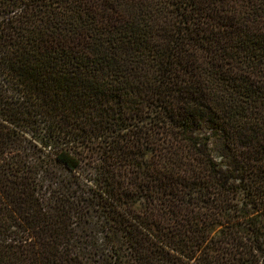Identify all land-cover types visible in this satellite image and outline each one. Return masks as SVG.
<instances>
[{
  "label": "trees",
  "instance_id": "16d2710c",
  "mask_svg": "<svg viewBox=\"0 0 264 264\" xmlns=\"http://www.w3.org/2000/svg\"><path fill=\"white\" fill-rule=\"evenodd\" d=\"M0 264H264V0H0Z\"/></svg>",
  "mask_w": 264,
  "mask_h": 264
},
{
  "label": "rangeland",
  "instance_id": "374dc122",
  "mask_svg": "<svg viewBox=\"0 0 264 264\" xmlns=\"http://www.w3.org/2000/svg\"><path fill=\"white\" fill-rule=\"evenodd\" d=\"M196 134L205 138L209 136V139L205 141V147L208 153L217 161L220 168L228 171L232 169V155L226 147V143L223 137L213 135L208 125L205 123L201 128L197 129Z\"/></svg>",
  "mask_w": 264,
  "mask_h": 264
}]
</instances>
